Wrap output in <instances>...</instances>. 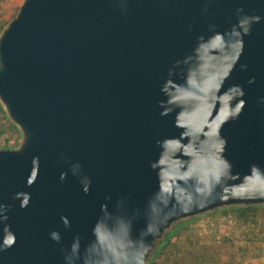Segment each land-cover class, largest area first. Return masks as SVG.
Here are the masks:
<instances>
[{
    "label": "water",
    "instance_id": "obj_1",
    "mask_svg": "<svg viewBox=\"0 0 264 264\" xmlns=\"http://www.w3.org/2000/svg\"><path fill=\"white\" fill-rule=\"evenodd\" d=\"M238 8L262 18L225 84H240L246 93L239 119L221 129L225 156L242 179L254 164L264 169V104L258 103L264 97V0H22L0 31V105L19 132L15 146L0 147V204L16 236L0 251V264H64L61 249L77 235L82 248L89 243L104 217L101 205L111 214L103 218L109 239L117 243L141 239L146 223L155 226L154 235L143 237L145 264L194 221L264 207L257 194L228 200L214 194L196 197L182 212L175 199H183L180 189L161 191L168 181L149 167L159 155L155 141L179 134L174 113L162 117L158 107L169 68L191 52L197 36L210 34V26L229 29ZM201 118L206 114L194 119ZM77 163L81 170L73 176ZM207 163L218 162L210 154ZM61 172L68 173L63 181ZM84 177L91 181L87 194ZM245 187L254 191L255 180ZM157 194V211L150 213L148 202ZM25 195L28 206L21 208ZM53 231L59 244L49 239Z\"/></svg>",
    "mask_w": 264,
    "mask_h": 264
},
{
    "label": "clouds",
    "instance_id": "obj_2",
    "mask_svg": "<svg viewBox=\"0 0 264 264\" xmlns=\"http://www.w3.org/2000/svg\"><path fill=\"white\" fill-rule=\"evenodd\" d=\"M236 12L237 20L229 29L218 31L213 30L215 26H210L209 35L197 36L191 52L175 61L160 86V93L164 97L158 102L160 115L168 117L174 113L173 127L179 130V134L155 141L159 155L149 163V167L158 179H167V183L162 182L161 191L170 193L173 187L180 189L183 199H175L182 212L191 210L196 197L207 199L215 194L221 200H228L251 198L254 194L264 196V169L254 164L250 167L249 175L241 179L238 173L232 171V164L225 156L227 140L221 135V129L229 122L238 120L245 108L243 86L230 84L225 87V84L244 54L245 37L251 34L252 25L262 19L245 14L242 8L236 9ZM191 29L189 25V31ZM239 68L246 71L247 65L239 64ZM247 83L254 84L255 77ZM258 103L264 104V97L259 98ZM213 111L215 116L212 115ZM201 113H205L207 118L196 122L194 118ZM210 154L218 162L214 167L207 163ZM80 170L78 163L70 169L73 176ZM67 175V172H61L60 180L66 179ZM250 179L256 182L254 191L245 187ZM236 180H240V183H232ZM80 182L82 191L87 194L90 179L84 177ZM28 200L25 195L20 200V207L26 208ZM157 200L159 194L149 200L150 213L157 211ZM161 203L167 206V201ZM198 206L202 207L203 203ZM7 211V206L0 204V251L11 248L16 242V236L8 224ZM101 213L104 217L111 216L106 205H101ZM104 217L93 226L92 239L83 248L77 235L68 248L61 249L64 264H145L148 247L143 237L154 235L155 226L146 223L141 239H130L122 244L109 239L112 236L111 226L103 223ZM61 221L65 228L70 227L66 217H61ZM49 239L57 244L61 242L60 234L56 231L49 233Z\"/></svg>",
    "mask_w": 264,
    "mask_h": 264
},
{
    "label": "rangeland",
    "instance_id": "obj_3",
    "mask_svg": "<svg viewBox=\"0 0 264 264\" xmlns=\"http://www.w3.org/2000/svg\"><path fill=\"white\" fill-rule=\"evenodd\" d=\"M22 0H0V31ZM19 132L0 105V147L15 146ZM157 264H264V208L214 213L178 230Z\"/></svg>",
    "mask_w": 264,
    "mask_h": 264
},
{
    "label": "trees",
    "instance_id": "obj_4",
    "mask_svg": "<svg viewBox=\"0 0 264 264\" xmlns=\"http://www.w3.org/2000/svg\"><path fill=\"white\" fill-rule=\"evenodd\" d=\"M262 208H264V207H262ZM250 209H254V208L240 209V210H238V211H241V210H245V211H247V210H250ZM222 212H223V211H222ZM194 222H195V221H194ZM192 223H193V222H192ZM184 227H185V226H184ZM175 234H176V233H175ZM171 237H172V236H171ZM171 237H170V238H171ZM170 238H169V239H170ZM169 239H168V240H169ZM168 240H167V242H169ZM167 242H166V243H167ZM165 245H166V244H165ZM163 248H164V247H163ZM151 264H157V263H154V262L152 261Z\"/></svg>",
    "mask_w": 264,
    "mask_h": 264
}]
</instances>
